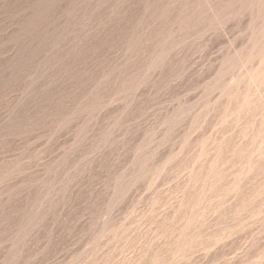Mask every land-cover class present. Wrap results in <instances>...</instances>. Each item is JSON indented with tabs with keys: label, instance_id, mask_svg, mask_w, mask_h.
<instances>
[{
	"label": "rangeland",
	"instance_id": "374dc122",
	"mask_svg": "<svg viewBox=\"0 0 264 264\" xmlns=\"http://www.w3.org/2000/svg\"><path fill=\"white\" fill-rule=\"evenodd\" d=\"M0 264H264V0H0Z\"/></svg>",
	"mask_w": 264,
	"mask_h": 264
}]
</instances>
